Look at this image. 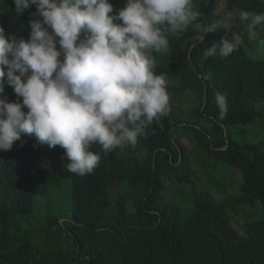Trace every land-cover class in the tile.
Returning a JSON list of instances; mask_svg holds the SVG:
<instances>
[{"label":"trees","instance_id":"1","mask_svg":"<svg viewBox=\"0 0 264 264\" xmlns=\"http://www.w3.org/2000/svg\"><path fill=\"white\" fill-rule=\"evenodd\" d=\"M109 2L110 14L125 6L124 0ZM239 4L227 0L230 9ZM209 6L198 31L217 30L208 32L196 61L188 66L187 55L175 50L165 56L181 63L184 85L167 91L184 101L185 117L162 126L154 120L135 147L91 150L106 156L83 177L66 171L59 156L32 153L25 158L30 167L14 166L0 176L10 181L0 193V264H49L29 258L37 215L54 234L70 231L74 255L59 264H264V29L257 45L244 40L228 58L205 59L207 47L231 36ZM10 9V0H0V21H11ZM256 46L260 54L251 58ZM217 94L226 100L223 115ZM244 127L260 144L239 142ZM234 169L242 177L236 193L225 187ZM19 180L21 192L13 193ZM204 182L210 187L201 189ZM258 205L262 217L249 230L239 213ZM240 225L247 236L238 233Z\"/></svg>","mask_w":264,"mask_h":264},{"label":"clouds","instance_id":"2","mask_svg":"<svg viewBox=\"0 0 264 264\" xmlns=\"http://www.w3.org/2000/svg\"><path fill=\"white\" fill-rule=\"evenodd\" d=\"M221 1L124 0L110 14L109 0H10L11 21H0V176L30 167L25 158L32 153L59 156L66 171L83 177L106 156L91 150L135 147L154 120L162 126L185 117L184 101L167 91L184 85L181 63L165 56L180 51L192 65L208 32L217 30L199 32V22L209 5L221 19ZM225 2L230 18L219 27L231 36L207 47L205 59L228 58L244 40L257 45L263 38L264 0H240L234 9ZM215 100L223 115L225 97ZM9 182L0 181V193ZM19 183L13 193L21 192ZM34 220L39 226L29 258L59 264L74 255L68 228L54 234L44 218ZM238 233L247 236L244 227Z\"/></svg>","mask_w":264,"mask_h":264},{"label":"rangeland","instance_id":"3","mask_svg":"<svg viewBox=\"0 0 264 264\" xmlns=\"http://www.w3.org/2000/svg\"><path fill=\"white\" fill-rule=\"evenodd\" d=\"M225 8H226V2H225V0H222L221 1V4H220V8H219V11H220V14H221V21H224L225 19H229L230 18V15L228 14V12L225 11ZM231 23L232 24H235L236 25V28L239 29L240 24H237L236 21L231 22ZM251 53H252V55H251L252 58H257L259 56V54H260V52L257 51L256 48ZM193 98H195V97H193ZM186 109L189 110L190 109V106L187 105L186 106ZM192 121H195V120L192 119ZM249 129H250V127H244V128H242V134L240 135V138H241L240 141L241 142L242 141H247V140L260 141L259 140V137H257V136H255L254 139H252L250 137V135H249ZM181 139H182V137H181ZM181 139H180V141H181ZM141 151H138L137 154L140 155V152ZM193 157H195V156H193ZM196 160H197V158H196ZM198 163L201 166V170L202 169L207 170V168H205V164L203 163V160L201 162H198ZM233 174H234L233 178H231L230 180L227 181V184H226L225 187H226V190L227 191H230L232 193H236L238 191V186H239V184L241 182L242 177H241V173L239 171L235 170V169H234V173ZM226 175H227V177H230V175L228 173V170H226ZM208 187H210V184L204 182L201 185L200 188L201 189H205V188H208ZM216 188H217V185L214 186L212 192H217V189ZM43 213H44V211L41 212V214H43ZM244 214H245L244 220L246 221V223L247 222L257 221V220H259L261 218V212H260L259 208H257V206L254 207V208H248V209H246L244 211ZM34 226H36V227L39 226V221L38 220H34ZM237 230L239 232H242L243 231V227L240 225V227Z\"/></svg>","mask_w":264,"mask_h":264}]
</instances>
